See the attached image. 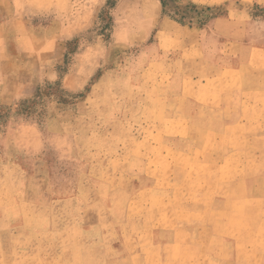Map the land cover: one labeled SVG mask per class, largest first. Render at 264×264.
<instances>
[{
  "label": "rangeland",
  "instance_id": "rangeland-1",
  "mask_svg": "<svg viewBox=\"0 0 264 264\" xmlns=\"http://www.w3.org/2000/svg\"><path fill=\"white\" fill-rule=\"evenodd\" d=\"M0 28L16 42L0 72V264L158 263L154 229L203 201L155 193L172 160L192 167L175 126L211 129L201 157L230 148L195 168L200 193L264 195V0H0ZM184 104L195 120L174 123ZM236 210L224 233L252 223Z\"/></svg>",
  "mask_w": 264,
  "mask_h": 264
},
{
  "label": "crops",
  "instance_id": "crops-1",
  "mask_svg": "<svg viewBox=\"0 0 264 264\" xmlns=\"http://www.w3.org/2000/svg\"><path fill=\"white\" fill-rule=\"evenodd\" d=\"M222 106L227 107L224 99L222 100ZM197 112L195 107L184 104L174 108L169 116L175 118L174 123L185 124L188 121H194ZM172 129V132L166 133V136H173L170 144L174 147L176 154H185L190 157L192 167L186 169L184 165H179L176 160H172L176 164L171 178L173 183L170 180L167 183L170 188L164 189L163 182L159 181L155 193H159V197L177 198L180 190L184 186L190 185L191 196L196 199L202 197L203 201L202 203L190 201L185 208L178 210L180 215H178L174 226L159 225L158 233L154 229L152 243L155 246L153 251L155 254L157 253L159 262H149L147 259L149 254L144 252L141 253L144 264H168L172 260H175V264H262L261 260L264 257V195L261 184L255 185L254 194L241 189L233 191L230 198L228 197L231 193L227 194L228 199L223 200L217 199V195L212 192L200 193L197 188L198 173L195 168L200 164H229L230 148L228 152H221V157L213 159L207 156L208 159H206L201 157L200 154L202 151L204 153L208 151L209 146L206 137L212 133L209 127H204L202 133L198 134L197 137L191 136L189 132H183L178 126ZM257 170L259 169H256L254 173V181L259 182L261 180L257 177L261 178V176ZM226 174H228V171L224 172V177ZM250 177L245 176L244 179L248 180ZM160 187L163 189H160ZM205 197L212 198L214 201H210L211 204L206 205L204 203L206 201ZM239 201H244L245 214L250 216L252 223L247 228L241 229L231 225L228 232L224 233L225 216L233 211L236 219L240 217L238 210L234 211L235 203ZM253 216L259 219V222ZM258 230L262 233L261 236ZM203 234L206 236H203ZM245 245H251L253 248L245 247ZM204 249H212L208 261L202 260ZM261 252L263 256H261Z\"/></svg>",
  "mask_w": 264,
  "mask_h": 264
},
{
  "label": "clouds",
  "instance_id": "clouds-1",
  "mask_svg": "<svg viewBox=\"0 0 264 264\" xmlns=\"http://www.w3.org/2000/svg\"><path fill=\"white\" fill-rule=\"evenodd\" d=\"M15 40L6 29L0 28V72L9 70L12 61V51L15 48Z\"/></svg>",
  "mask_w": 264,
  "mask_h": 264
},
{
  "label": "bare ground",
  "instance_id": "bare-ground-1",
  "mask_svg": "<svg viewBox=\"0 0 264 264\" xmlns=\"http://www.w3.org/2000/svg\"><path fill=\"white\" fill-rule=\"evenodd\" d=\"M191 165V164H190ZM192 170V169H191ZM195 181V180H194ZM155 207V206H154ZM137 211V210H136ZM203 214V213H202ZM177 216V215H176ZM161 223V222H160ZM162 224V223H161ZM244 225V224H243ZM169 226V225H168ZM259 232V231H258ZM185 239V238H184ZM204 244V243H203ZM264 248V247H263ZM253 251V250H252ZM131 252V251H130ZM264 253V252H263ZM255 254V253H254ZM264 259V258H263ZM253 260V259H252ZM263 261V260H262ZM165 263V262H164ZM167 263V262H166ZM172 264V263H171Z\"/></svg>",
  "mask_w": 264,
  "mask_h": 264
}]
</instances>
